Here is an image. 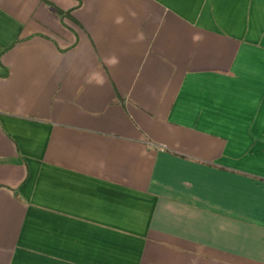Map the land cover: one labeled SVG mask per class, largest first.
<instances>
[{"label": "crops", "instance_id": "obj_1", "mask_svg": "<svg viewBox=\"0 0 264 264\" xmlns=\"http://www.w3.org/2000/svg\"><path fill=\"white\" fill-rule=\"evenodd\" d=\"M0 264H264V0H0Z\"/></svg>", "mask_w": 264, "mask_h": 264}, {"label": "trees", "instance_id": "obj_2", "mask_svg": "<svg viewBox=\"0 0 264 264\" xmlns=\"http://www.w3.org/2000/svg\"><path fill=\"white\" fill-rule=\"evenodd\" d=\"M56 11H57V13H59V14H63V12H61L60 10H58V9H56Z\"/></svg>", "mask_w": 264, "mask_h": 264}]
</instances>
